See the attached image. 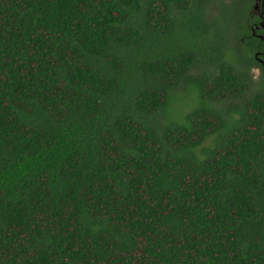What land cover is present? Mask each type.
<instances>
[{
  "label": "trees",
  "instance_id": "16d2710c",
  "mask_svg": "<svg viewBox=\"0 0 264 264\" xmlns=\"http://www.w3.org/2000/svg\"><path fill=\"white\" fill-rule=\"evenodd\" d=\"M204 1L0 0V264H264V66Z\"/></svg>",
  "mask_w": 264,
  "mask_h": 264
},
{
  "label": "rangeland",
  "instance_id": "374dc122",
  "mask_svg": "<svg viewBox=\"0 0 264 264\" xmlns=\"http://www.w3.org/2000/svg\"><path fill=\"white\" fill-rule=\"evenodd\" d=\"M250 4L247 8L251 9V4L253 0H205L203 4L204 13L202 14V20H207L209 23V29L207 33L203 34L206 37L208 44H219L222 42V50L224 55L233 62L242 63L241 57L247 56L248 50H246V45L240 42L239 34L236 29L239 26L238 23V13L241 8ZM244 5V6H243ZM249 13V11H248ZM218 28L221 37L216 43L209 39L213 34H217ZM205 65L196 64L194 68L191 69L193 74H197L204 69ZM249 73L252 75L254 80V87L264 85V70L259 67H250ZM191 88L190 84H187L186 80L180 81L179 85L172 91L175 96V101L172 103V107L169 108L168 113L175 120L182 118V115L189 110V108L195 103L196 93L195 90L192 92L187 91ZM224 102V101H221ZM228 102H224L220 106H226ZM160 121H163L161 119ZM213 137H208L204 141L205 144L210 143Z\"/></svg>",
  "mask_w": 264,
  "mask_h": 264
},
{
  "label": "flooded vegetation",
  "instance_id": "af4514ba",
  "mask_svg": "<svg viewBox=\"0 0 264 264\" xmlns=\"http://www.w3.org/2000/svg\"><path fill=\"white\" fill-rule=\"evenodd\" d=\"M249 4L250 1L240 9L238 13L239 26L236 30L239 34L238 38L241 39L240 42L246 45L247 55L252 54L255 61L264 66V0H253L250 10L247 8ZM253 37L261 40L260 47L259 43L253 44ZM254 66L259 67L258 64H253L251 67Z\"/></svg>",
  "mask_w": 264,
  "mask_h": 264
}]
</instances>
